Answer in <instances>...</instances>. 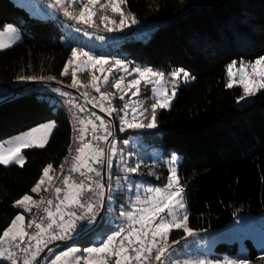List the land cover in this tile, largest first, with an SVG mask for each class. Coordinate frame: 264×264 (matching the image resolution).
<instances>
[{"label":"trees","instance_id":"obj_1","mask_svg":"<svg viewBox=\"0 0 264 264\" xmlns=\"http://www.w3.org/2000/svg\"><path fill=\"white\" fill-rule=\"evenodd\" d=\"M121 7L126 13L131 12L137 23L129 21L130 26L108 32L99 16L105 14L117 21L119 17L110 9L98 10L94 18L99 25L97 36L108 39L104 43L97 38L91 48L95 56L122 60L130 69L149 65L165 75L182 68L193 77L191 83L180 88L169 110H157L158 126L144 132L145 136L161 134L157 142L149 141V149L159 143L164 148L163 156H183L179 173L189 198V227L194 232H209L225 228L239 214H263L264 90L257 93L252 106L238 110L237 101L243 91L240 86L226 87V67L232 61L240 65L264 56V0H127ZM8 24L19 28L23 40L0 51V82L18 80L25 85L28 81L19 77L46 80L52 76L72 84V66L67 75H61L72 49L82 46L78 36L70 34L72 23L62 20L60 13L56 18L32 17L12 0H0V31ZM77 79L81 85H88L90 72L77 74ZM81 85L76 88L84 93ZM139 87V97L149 107L155 102L152 87L144 83ZM42 88L33 85L0 107V143L47 122L56 124L45 147L23 151V166L0 165V232L17 214L28 216L29 212L15 206V201L25 194L39 201L45 191L32 193L31 188L46 165H53L51 175L58 170L70 148V118L47 92H41ZM102 91L114 93L106 104L117 110L122 108L124 100L119 97L123 94L108 85ZM146 113H151L150 108ZM121 114L114 111L111 116L116 136L125 137L134 132L120 133ZM146 165L140 169L150 171L144 180L151 179L160 186L167 184L170 171L165 163ZM109 171L114 188L123 173L115 167ZM120 184L123 185L121 179ZM112 195L115 208L120 209L126 193L120 189ZM129 207L126 204L124 210ZM109 209L110 202L104 219ZM184 238L183 230H174L170 235L171 241ZM88 241L87 236L73 245ZM246 244L251 264H264V256L258 254L254 243L248 239ZM216 251L235 255L238 246L220 243Z\"/></svg>","mask_w":264,"mask_h":264},{"label":"snow or ice","instance_id":"obj_2","mask_svg":"<svg viewBox=\"0 0 264 264\" xmlns=\"http://www.w3.org/2000/svg\"><path fill=\"white\" fill-rule=\"evenodd\" d=\"M80 4L78 12L69 11L65 4L74 5ZM127 0H54L53 7L60 6L63 8L64 15L72 20H75L78 24H83L91 28H98L99 25L93 19L97 16L98 10L103 12L106 9H110L112 13L118 15L119 20L110 19L108 15L101 14L99 21L104 25L105 31L112 32L115 30H122L131 24H136L137 20L131 12H125L122 10V5L126 4ZM112 25V27H109ZM81 29H77L80 31ZM17 32L13 25L8 24L3 31H0V49H4L10 46L9 43H5L3 37L6 34H15ZM85 35L89 33L85 31ZM15 35L10 36L11 42H15ZM103 40V36L97 37ZM80 58V63L90 66L92 69H96L99 66V71L104 73H112V67H116L117 70L127 71L125 62L119 59L113 61L112 66H109L105 70V65H109V60L105 57H97L91 55L89 52L83 49L73 48L71 51V57L66 62L64 70L61 75H67L69 67ZM86 58V59H83ZM236 61H232L226 67L228 75V81L226 87L232 88L234 84L233 69L236 65ZM244 62H241V69L239 74V84L243 88V95L240 97L243 100L245 97H250L256 94L259 90H264V56L257 58L254 62H248L247 67L251 69L250 74L245 75ZM259 67V71L257 68ZM77 70L83 72L85 69L77 65L71 72L72 84L71 87H77L81 85V82L77 79ZM134 72L139 74L138 79H132L127 81L122 87L124 77L111 78L109 74L97 76L95 72L90 73L89 85H81L82 87H91L96 93H99V101L96 97H89V93L85 91L82 95L87 99L89 104L94 107H99L101 112H107L111 115L113 111L124 112V115L120 116L122 127L120 131L125 130V126L128 129H154L157 125V110L165 109L170 106V100L175 96V85L177 78H183L184 80L192 79L190 73L180 68L171 71L168 75L172 78L171 83L173 91L169 95L167 90L163 87L162 80L165 77V73L161 71L153 70L152 68L136 67ZM130 75V73H129ZM154 78V79H153ZM18 79L35 80L36 77L27 76L19 77ZM44 79V78H41ZM48 80L55 79L52 76L47 77ZM144 80L145 84H160V88H153V93H159V98L151 103L149 107L142 108L138 112L139 102L125 103L121 109H111L104 106V101L111 102L114 93H105L101 91V84L108 85L117 89L122 93L136 89L131 92L132 96H137L140 92V82ZM54 92L59 93L61 96L68 97V92L62 91L60 88L53 89ZM120 100H124L125 96L121 95ZM68 103H72L71 100ZM80 108V111H85L83 105H75ZM131 107L133 115L129 120L128 112L125 109ZM150 108L151 116L147 119V122H143L137 118L144 116L145 112H148ZM94 117L95 119H92ZM96 121H99L97 124ZM79 123L83 126L79 129L80 135L77 138L79 140V146L75 149L77 155L73 157V164L70 171L72 173H78L80 179L76 181L70 176H63L62 182L66 188L52 187L55 179L54 175H50V171H53V165L49 163L42 170V175L39 177L36 184L31 188L32 193H38L39 191L53 190L57 194L59 203L55 204V211L49 207L44 208V212L47 213V217L50 220L46 225L35 220H29L25 223V217L22 213L17 214L11 221L7 228L0 232V260L10 261V264H18L14 249H20L24 253H29L31 249V242L35 241L36 251L31 253V260L25 258L23 264H32V261L36 260L39 255L40 245L47 246L48 241L44 240L45 234L48 235L50 241L64 240L70 238V234L75 232L80 227H85L92 224L99 210L103 207L105 198L108 202L113 199V188L111 184V173H107V181L105 176L99 167L95 165H106L107 169H111L113 166L112 157L117 155V147L115 139L109 141V137L113 136L108 128V124L105 119L98 116L96 112L90 111V118L84 120L80 119ZM91 126V131L95 133L98 128L104 129V135H93L92 139L85 144V133L89 130L88 126ZM55 127L54 122H49L41 126L44 134L38 139L34 137V133L41 131V129H32L28 133H24L21 136L13 138L17 143L9 147H5V143H0V165L19 164L23 166L24 157L21 154V150L28 147H45L48 136L47 133ZM36 140V143H33ZM98 141H104L110 144L108 149L102 148L97 143ZM125 145L129 143L128 140L123 141ZM71 151V149H70ZM122 152V149L120 150ZM123 156L121 160L123 161ZM67 161V157L65 158ZM177 157L173 155L169 163L174 164ZM61 172L63 171V164L60 166ZM140 164L135 167H125L123 171L127 173H136L139 170ZM95 175L98 179H93L92 175ZM127 180V177H124ZM47 185V186H45ZM116 185L121 188L120 178H117ZM129 189L132 185H128ZM141 185H136L137 194L132 201L133 204H140L141 207L135 211L121 210L120 216L127 220L126 225H119L116 230L103 239L96 247L87 248L84 250L87 255H78L73 257V264H181L179 260L172 261L170 259L172 252L171 246L168 243V237L173 229H182L187 236H194V231L189 227L188 214L185 211L182 216L178 214V209H185L183 203L184 187L180 183V178L177 175L175 167L170 169V176L168 182L162 188L161 187H147L144 188V192L152 194L145 197H141L139 194ZM64 193L63 196H60ZM91 194V195H88ZM95 198V199H94ZM47 204L52 206L54 201L52 199L44 200L43 197L39 201L33 199L29 194L23 195L21 198L15 201V206L23 208L25 211H31L30 206L39 208L41 204ZM73 208L83 210L77 212L72 210ZM59 216V219H57ZM170 217V219H169ZM85 221L86 224L79 222ZM35 228L37 231L29 233L27 229ZM54 228L59 231H52ZM173 244L179 243V241H172ZM78 250L75 248L69 249L67 252H63L60 255H56L55 259L51 261V264H58L62 257L67 258L70 253H75ZM183 264H248L247 260L224 258L223 260H211L208 258H201L195 261L184 260Z\"/></svg>","mask_w":264,"mask_h":264},{"label":"rangeland","instance_id":"obj_3","mask_svg":"<svg viewBox=\"0 0 264 264\" xmlns=\"http://www.w3.org/2000/svg\"><path fill=\"white\" fill-rule=\"evenodd\" d=\"M16 5L24 8L30 16L32 17H37V18H56L59 13L64 14L63 8L60 6H55L53 7L52 5L54 4V1H46V0H12ZM103 3L104 0H101ZM65 7H68L69 11L78 12L80 8V4L76 3L74 5L71 4H65ZM95 18V17H94ZM93 18V19H94ZM69 20H71L73 25L70 26V31L72 35L78 36V38L81 40L79 43H82V46L78 47L77 49H83L86 52H89L91 55L95 56L91 52L92 46L96 45L97 41V33L98 31L96 28H91L83 24H78L75 20H72L68 17ZM80 26V27H79ZM104 26V25H103ZM112 25H109L111 27ZM14 28H16L17 32L15 34H6L3 39L5 43H9L10 46L4 49H0V51L8 49L12 47L13 45L20 43L23 40V36L19 28L15 25H13ZM81 29L80 31H77V29ZM85 31H87L89 34L85 35ZM15 35V37H18L15 39V42H11L9 39L10 36ZM108 37H105L103 39L104 43H106ZM107 58V57H105ZM86 59V58H83ZM109 60V65H105V70L109 67L112 66L113 61L115 59L107 58ZM255 61V60H254ZM254 61H244L243 68H244V73L245 75L250 74L251 69L247 67L248 62H254ZM77 65H80L81 68L85 69V71H89L90 73L95 72L97 76H101L104 74H109L107 71L104 73H101L99 71V66L96 67V69H92L88 65H84L80 63V58H78L73 65H71L74 69L76 68ZM128 64L125 63L127 71L124 70H117L116 67H112V73L109 74L111 78H119L120 76L124 77V81L122 82V87L124 84H126L127 81H130L132 79H138L139 74L134 72L133 69H130ZM71 66L69 67V71L71 69ZM137 67V66H136ZM135 67V68H136ZM140 68L148 67L152 68L149 65H144V66H138ZM242 65H235L233 69V80H234V86H240L239 84V74H240V69ZM153 69V68H152ZM154 70V69H153ZM157 71V70H156ZM257 71H259V67L257 68ZM82 73L81 71L77 70V74ZM130 73V75H129ZM154 79V78H153ZM171 77L169 75H165V77L162 80L163 87L167 90V93L170 95L171 92L173 91V86L171 83ZM90 82V81H89ZM192 82V79L184 80L182 77L177 78V83L175 85V96L171 98L170 100V106L168 108H165L166 110H169L171 108V105L175 101V98L177 94L179 93L180 88L183 87V85H188L189 83ZM144 83V80H141L140 85ZM145 84V83H144ZM82 85H87V84H82ZM89 85V83H88ZM151 85L152 90L153 88H160V84H148ZM105 86L101 84V91L102 87ZM241 87V86H240ZM242 88V87H241ZM53 89L56 88H48L44 87L41 89L42 93L46 92H53ZM91 87H84V92L88 91L90 95H94L98 101H99V93L94 92V89ZM115 89V88H114ZM136 89H131L130 91H126V93H122L118 91L119 93L123 94L125 96L124 103H131L134 104V102H139V107H138V112L142 108H145L143 105L139 94L137 96H132L131 92L135 91ZM243 91V88H242ZM260 91V90H259ZM257 91L255 95L250 96V97H245L243 100L238 98L237 101V109L238 110H243L245 108H248L252 106L255 101H256V95L259 92ZM104 92V91H102ZM106 93V92H105ZM127 94H130L129 97H126ZM243 95V92H242ZM241 95V96H242ZM152 97L154 100L159 98V93H153L152 91ZM106 101H104V106L106 108H111V109H116L113 108L110 104H106ZM109 102V101H108ZM122 106V108H123ZM125 111L128 112V119L131 120V116L133 115L131 107L128 109H125ZM114 112V111H113ZM112 112V114H113ZM107 113V112H106ZM124 115V112H122L121 116ZM151 113H144L143 117H140L137 115V118L139 120H142L143 122H147V119L150 118ZM106 121V120H105ZM54 122V121H50ZM107 122V121H106ZM120 122V128L122 127L121 121L119 118ZM49 122L45 123L48 124ZM55 123V122H54ZM39 125L33 129H41V126L45 125ZM108 124V123H107ZM56 127V124H55ZM55 127L51 130V132L47 133L48 136V141L50 140ZM108 128L110 130V126L108 124ZM32 130V129H31ZM31 130L25 132L28 133ZM147 128L144 129H128L125 126L124 131H120L121 134H125L126 132H134L133 134H130L125 137H120L117 135L115 137V142H116V147H117V155L112 157L113 161V166L111 169L117 168V170H120L123 174L120 175L121 182H123V185L121 188H118L117 185H114L113 191L117 190H122L123 193H126V195L123 197L122 204L120 206V209L115 208V197H113L112 201L110 202V209L106 214V218L103 220L101 225L91 234L88 236L89 241L85 244L82 245H71L68 247L65 251L67 252L69 249L75 248L78 251L75 253H70L67 258L62 257L61 258V264H73V257L78 256V255H87V253L84 252L85 249L91 248V247H96L100 244V242L106 238L108 234H110L112 231L116 230L117 227L124 221H127L124 217L120 216L121 210H124L125 205H129L128 211H135L137 208L141 207L142 205L140 204H133L132 201L134 200L136 194H137V189L136 185H141L142 187L140 188L139 194L141 197H145L147 195H152L149 193L144 192V188L147 187H163L160 185L154 184V182L151 179L144 180L145 177L150 176V171H142L143 167L147 166L146 164L149 163H165L168 170L172 167L176 168L177 175L180 178V173H179V164L183 159V156H180L176 153H172L168 156H163L164 148L161 146V144L158 143L157 146L153 147L152 149H149V141H156L161 137V134L157 135H144V132H146ZM24 134V133H22ZM22 134L12 136L1 143L5 142H10V143H5V147H9L11 145H14L17 143L13 138L17 136H21ZM43 129L41 131L34 133V137L37 139L43 135ZM128 140L129 143L125 145L123 141ZM33 143H36V140H33ZM46 143V145H47ZM45 145V146H46ZM29 148H41V147H28L24 148L21 150V154L23 155V151L25 149ZM122 149V152L120 151ZM175 155L177 157V160L174 164L169 163L171 160V157ZM121 156H123V161L121 160ZM24 157V156H23ZM24 163H25V158H24ZM23 163V165H24ZM137 164H140L139 170L136 173H127L123 171L125 167H135ZM13 165H18L19 164H9V165H4V166H13ZM124 177H127V180L124 179ZM137 179V180H136ZM180 183H181V178H180ZM131 184L132 188L129 189L128 185ZM182 184V183H181ZM184 187V186H183ZM33 197V196H32ZM34 199V198H33ZM183 203L185 204V209H178V214L180 216L183 215V213L186 211L188 214V204H189V198L187 191L184 187V193H183ZM126 211V210H124ZM24 215V214H23ZM170 219V217H169ZM174 230H182V229H173ZM170 232V235L172 233ZM194 236H187L185 234V238L182 240H176L179 241V243H176L174 246V249L171 250L172 255L170 259L172 261L179 260L181 264H183L184 260H191L195 261L197 259L201 258H208L211 260H223L224 258H231V259H236V260H247L248 264H251L250 259H249V248L246 244V241L249 239L254 243V246L256 247L258 254L260 256H264V213L260 215H251V214H239L237 215L225 228L218 229V230H212L209 232H194ZM170 235L168 237V243L170 244L172 241L170 240ZM220 243H228V244H237L238 246V252L235 255H230L228 253H218L216 251V247ZM63 252H58L55 254L60 255Z\"/></svg>","mask_w":264,"mask_h":264},{"label":"built area","instance_id":"obj_4","mask_svg":"<svg viewBox=\"0 0 264 264\" xmlns=\"http://www.w3.org/2000/svg\"><path fill=\"white\" fill-rule=\"evenodd\" d=\"M46 1H48V0H46ZM60 17L62 18V20L66 21V22L73 23L71 20L68 19L67 16H65L62 13L60 14ZM19 87H20V83H19L18 80L17 81H13V82H0V96L2 94H4V93L15 91ZM47 94H48V96L52 97L59 105H61L64 108V110L66 111L67 115L70 118V122H71V126H72V140H71L70 148H69L68 153L66 155L67 161L65 160V158H66L65 157L63 162H62V164H63V171L62 172H61V167H59L58 170L53 174L54 177H55V179L53 181V185H52L53 189H54V187L66 188V186L62 182V177L63 176H70L72 179H74L76 181H79L80 179H84L83 177H80L78 173H72L70 171V169H71V166H72V164L74 162L73 161V157L75 155H77L75 149L79 146V140L77 139L79 137V135H80L79 129L81 127H83L79 123V120L80 119L86 120V119L90 118V111H93V110L88 108L87 106H85L83 104V102L79 98H77L76 96H74L72 94H70V96H68V97L61 96L59 93L54 92V91L53 92L49 91V92H47ZM93 96L94 95H90L89 94L88 98L90 99ZM69 100L72 101L71 104L68 103ZM97 102H98V99H97ZM75 105H83L84 108H85V111H83V112L80 111V108L76 107ZM91 118L95 119L94 117H91ZM96 123L98 124L99 121H96ZM88 127H89V130L85 133V139L83 141L85 144H87L88 141H90L92 139L93 135H104L105 134L104 133V129H102V128H98L97 131L95 133H93L90 130L91 126L89 125ZM97 143L99 144L100 147L106 148V144H107L106 142L98 141ZM70 149H71V151H70ZM95 166L100 168V170L102 172V175H103V165H95ZM89 175H92L94 180L98 179V178L95 177L94 173L93 174H89ZM63 194L64 193H61L60 196H63ZM88 195H91V194H88ZM42 197L44 198L45 201L48 200V199H52L54 201V204L52 206H49V205H47L45 203V204H41V206L39 208L35 207L33 210H31L28 213L27 222L29 220H35L37 222H41V220H42L45 225L50 222V220L47 217V213L44 212V208L45 207H49L51 210L55 211V204L59 203V200L57 199V194L53 190L45 191V193L43 194ZM72 210H76L78 213L83 211V210L76 209V208H73ZM100 213H101V209L99 210V214L97 215L95 221L100 216ZM57 219H59V216H57ZM79 223L86 224L85 221H81ZM127 223H128L127 221H124L120 225H126ZM84 228L85 227L78 228L75 232L71 233L70 236H72L74 234H77V233H80V232H83ZM27 231L29 233H34L37 230L35 228H30V229H27ZM52 231H57L58 232L59 229L54 228ZM43 238H44L45 241H48V243H47L46 247L43 244L40 245V248L42 249L40 251V253H42L51 244L59 241V240L50 241L47 234H45V236ZM31 244H32V246H31V249H30L29 253H24L20 249H14L13 250L16 253L18 264H23V260L25 258H28V259L31 260V253L36 251V243H35V241H32ZM169 245L171 246V250L174 249L175 244H173L171 242ZM40 253H39V255H40ZM38 256L36 257V260H37ZM53 259H55V255H53L51 253L45 258L43 264H51V261ZM36 260L32 261V264H35ZM0 264H10V261L2 260L0 262Z\"/></svg>","mask_w":264,"mask_h":264},{"label":"water","instance_id":"obj_5","mask_svg":"<svg viewBox=\"0 0 264 264\" xmlns=\"http://www.w3.org/2000/svg\"><path fill=\"white\" fill-rule=\"evenodd\" d=\"M33 85H41L43 87H49V88H60L62 91L64 92H68L69 94H72L74 96H76L77 98H79L83 104L85 106H87L88 108L92 109L94 112L97 113L98 116L103 117L107 123L110 126V131L113 132V136L109 137V141H112L113 139H115L116 137V125L115 122L112 118L111 115H108V113L106 112H101L99 107H94L92 104H89L87 102V99H85V97L82 95V91L78 88H74L71 87L70 85L57 80V79H53V80H48V79H37V80H31L30 82H28L25 85L20 86L17 90L15 91H11L8 92L4 95L0 96V107L7 104L8 102L22 96L24 94V92L29 89L31 86ZM110 147V144L107 143L106 144V148L108 149ZM109 172V169H107L106 165H103V175L105 176V181H107L108 177H107V173ZM107 204H108V200L105 198L104 200V204L103 207L101 208V213L100 216L98 217V219L95 221L94 225L88 229L85 230L83 232L74 234L72 236H70V238L68 239H64V240H59L53 244H51L50 246H48L37 258L35 264H43L45 258L53 253L56 250H59L65 246L74 244L80 240H83L84 238H86L87 236H89L90 234H92V232H94L103 222L105 213H106V209H107Z\"/></svg>","mask_w":264,"mask_h":264},{"label":"crops","instance_id":"obj_6","mask_svg":"<svg viewBox=\"0 0 264 264\" xmlns=\"http://www.w3.org/2000/svg\"><path fill=\"white\" fill-rule=\"evenodd\" d=\"M25 79H22V81H24ZM21 81V80H20ZM25 81H28V82H30L29 80H25ZM20 86H22V85H20ZM50 175H51V173H50ZM31 207V210L33 209V208H35V206H30ZM27 212H30V211H27ZM24 217H25V223H27V215L26 214H24ZM2 260H0V262H1Z\"/></svg>","mask_w":264,"mask_h":264}]
</instances>
